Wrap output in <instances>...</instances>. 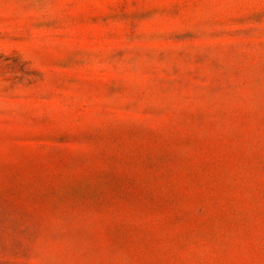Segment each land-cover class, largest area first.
I'll return each instance as SVG.
<instances>
[{
  "label": "rangeland",
  "instance_id": "obj_1",
  "mask_svg": "<svg viewBox=\"0 0 264 264\" xmlns=\"http://www.w3.org/2000/svg\"><path fill=\"white\" fill-rule=\"evenodd\" d=\"M0 264H264V0H0Z\"/></svg>",
  "mask_w": 264,
  "mask_h": 264
}]
</instances>
